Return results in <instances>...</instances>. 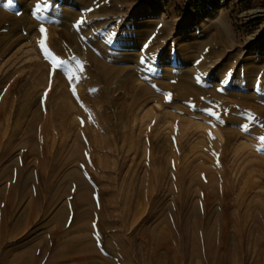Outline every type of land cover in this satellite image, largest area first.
I'll return each mask as SVG.
<instances>
[{"label": "rangeland", "instance_id": "obj_1", "mask_svg": "<svg viewBox=\"0 0 264 264\" xmlns=\"http://www.w3.org/2000/svg\"><path fill=\"white\" fill-rule=\"evenodd\" d=\"M0 3V42H5L0 46V78L5 75V82L0 79V121H7V125L0 123V140L9 137L17 105L27 101L22 119L25 123L33 112L39 113L29 132L46 131L49 151L36 144L34 153L25 155L31 145L20 148L25 143L19 138V129L2 166L19 156L22 163L29 164L27 170L47 164L50 174L51 165H61L50 191L56 198L43 200L39 212H33L29 195H22L20 201L15 196L14 203L21 202L20 209L14 207L15 216L24 220L5 245L24 246L26 240L45 244L47 259L42 264H115L122 251L131 264H152L148 257L154 242L144 231L154 227L153 233L158 234L164 225L158 217L176 198L175 190L190 192L188 219L199 200L207 217L216 213L220 197L207 195L201 182L211 181L229 203L236 196L249 202L248 210L253 212L264 202V172H260L264 167V0ZM42 58L51 63V80L60 77L64 82L59 98L51 103V96L41 101L46 75L41 72L39 76L34 62ZM53 60L66 63L53 64ZM29 73L42 81H33ZM9 85L13 90L5 102L1 93ZM28 94L29 98L34 95L27 99ZM56 100L67 101V107L58 113L74 122L71 129L55 133ZM83 125L92 130L97 145L93 150L82 151L78 131ZM57 146L62 152L48 164L44 158ZM86 158L88 170L106 188L103 200L107 209L101 219L93 212V201L77 204L73 197L61 194L62 188L77 180L83 182L80 190L90 192L94 187L78 168L79 161ZM223 172L234 184L233 194L228 185L221 186ZM7 177L0 178L2 198L8 197ZM156 198L160 202L155 207L152 199ZM149 212L155 217L148 218ZM249 218L254 237L257 231ZM109 219L115 228H122L124 240H130L128 245L112 240ZM81 224H89L90 230L82 229ZM86 241V247L76 249ZM65 242L76 250L61 248ZM260 249L251 246L249 255L238 256L233 264H255ZM190 251L185 246L180 252V264H199L195 253L186 255ZM175 255L171 251L172 259Z\"/></svg>", "mask_w": 264, "mask_h": 264}, {"label": "bare ground", "instance_id": "obj_2", "mask_svg": "<svg viewBox=\"0 0 264 264\" xmlns=\"http://www.w3.org/2000/svg\"><path fill=\"white\" fill-rule=\"evenodd\" d=\"M19 1L20 3H23L24 0H19ZM35 1L38 2L39 0L38 1L30 0V3L34 4L36 3ZM1 15L3 16V14ZM4 45H5V42L4 43L0 42V46H4ZM43 53L44 55L46 54L44 50H43ZM45 56H48V55L46 54ZM42 59H45V58H42ZM42 59H39L38 61H35L34 63L36 64L35 66H36V70L39 76L42 73L43 75L45 74L46 76L42 75L43 76V81H42L41 77H38V78L37 76L34 77L35 73L34 74L32 73L33 81L36 78L40 82L42 81V84L44 85L41 88L40 94L42 93L41 95L43 98L42 100L41 99L40 100L44 101L47 97L49 98V96H51L52 98L51 100H49V102L51 103L53 100H55V97L59 95L60 91L62 93V90H59V89L60 88L62 89V85L64 84V82L60 79V77H58V79H56L55 82L51 80L52 78H54L53 73L51 71L53 70V68L52 66L49 67L50 66L49 64L51 63L47 62L46 59L45 60H42ZM46 65L48 66V69L46 68L47 67ZM44 66H45V70H44ZM22 68L23 67H21V69ZM3 77L2 79L0 78L1 83H2ZM12 81L14 82L15 80H12ZM12 81L11 83H13ZM11 89L12 87L9 85V89H6L5 92L1 93V95L3 94L5 97V102L8 99V95L10 93L9 91ZM33 95L34 94H32V96ZM63 95L64 97L66 96L68 97L67 92H65ZM31 97L29 98V94H28L27 99H31ZM35 97L37 99V96ZM56 98H59V96H57ZM41 101H39L38 106H40L39 104L41 103ZM55 103H56L55 104L56 107L54 108L57 110V115L56 114L53 115V122H54L53 124L57 126L54 127L55 130L54 128L53 130L56 133L58 131L62 132L63 130H68L69 128L71 129L73 125L72 122L74 121L71 119L67 121V117L69 116L66 117V115L64 114L61 116V114L58 113L60 112L61 109L63 110L64 108L67 107L68 105L67 101L64 100L63 102L60 101L58 103L56 100ZM26 105H27V101H24L22 102V104L17 105L16 112L14 111L16 117L14 116L15 119L13 122L12 129L9 132V137L7 138L5 137L4 141L0 140L2 141V143L0 142L1 143V146H0V178H2L3 176H8L7 177L8 197L2 198L0 195V264H42L44 260L47 259L46 255H47L48 247L45 244H40V243L29 244V240H26L23 243V244L27 243L24 246H22V243H19V244H7L6 243L7 245L4 244L7 238L9 237L10 233L17 230V228L23 223V220H24L22 217L15 216L16 209H14V207L17 206L18 209L21 208V202H18L17 204L14 203L13 199L15 198V196H20L19 197L20 198L19 201H20L22 198V195H25V194L29 195L31 197L33 212L34 213L39 212L41 210L43 200L53 202L54 198H56L55 196L56 194L55 193L53 194L50 191L55 186V183L58 180L60 171H61V165L58 164L59 162L51 165L50 170L51 169H54V170L50 174L46 173V168L48 167L47 164L46 166L45 164H36L31 170H27V167L29 164H26V161L25 163H22L24 160L22 159V157L20 158V156L17 159H15L14 162L11 161L7 165L2 166L4 161L8 159L7 156L12 152V147L14 145V144L12 145L13 143L12 141H14L13 137L16 134H19L20 130H21V133H20L21 135L19 134L20 135L19 138H21V140H23L22 142L25 143L24 145L21 143L20 148L23 149L24 147H26V145H31V148H29L28 151L25 152V155L28 153H34L33 151L36 150V149L34 150V148H36V144L42 150L46 151L47 149L46 145H48L47 144L48 134L46 133V131L43 130V132L40 134L36 133L37 135L35 133L32 134L31 132H29L30 130H32V126H34L33 121L36 118V116H38L37 114L39 113L33 112L30 118L26 120L25 123H24L25 120L22 119L24 114L26 113V110H25ZM42 105H45V103L43 102ZM10 114H14V113L11 112ZM2 121H3V118H2ZM5 122L6 123H4V121L3 122L0 121L1 125L2 123L7 125L6 120ZM1 128H3V126H1ZM78 132L81 135L80 143H81L82 151L93 150L94 147L97 146L93 142V133L90 127H88L87 125H83L82 128ZM53 143L54 142H52V144ZM48 152L46 151V153ZM61 152H62V148L57 146V148H55L54 153L52 155H46L47 157L44 159H46V162L48 160V164H49V160L53 162V160L59 157ZM88 162H89L88 158H86L85 160L81 159L79 161L80 165H78V168L82 172L85 173V175L89 178V180L91 179V182L94 185V187L90 189L91 191L89 192V190H86V189L80 190V187L83 185V182L82 180H77L76 182H73L69 185H66L64 188H62L61 191L63 193L61 194L65 193V195H69L70 197H73L75 200V203L77 204L85 202L87 200L93 201V212L94 214H96V217L98 218L100 217L101 219V217L105 216L106 209H107V204L103 200V195L105 194L104 192H106V188L100 185L101 184L100 178L98 176L92 175V173L88 170V167L86 166ZM12 164L15 166V168L11 167ZM260 172H264V167L260 169ZM227 178L229 179V177L227 176V173L223 172V176L221 178L223 180V183L221 186H223V184H225V186L228 185L229 191L233 194L235 190V187H233L234 184L232 183L233 185H231V182L227 180ZM201 184L203 187L207 188L206 189L207 195H217L220 197L218 198L219 203L217 206L216 213L213 215V217H211V215L207 217V214H205L206 213L205 212L206 209L204 207L205 205L203 201L199 200L197 204L191 207L193 217L191 219H188V215H187L188 206H189L188 198L190 197V192H188V190H183L182 188L181 190L180 189L175 190V194H177L176 198L173 200V202L169 204L168 209L166 212H164L163 216L158 217L159 221L161 220L164 221V225L160 227L158 234L153 233L154 227H151L144 231L145 233L150 235L151 240H153L154 242L153 251L149 254L150 256L148 257L150 261L152 262V264H180L179 263L181 259L180 256H182L180 252L184 249L185 246H190L191 248V251L187 252L186 255H191L192 253H195L199 257V260H200L199 264H233L238 256L243 259L247 257L249 255V250L251 246H260L261 249L259 251L258 258L255 264H264V205H263L264 202L261 203V205H259L256 208L255 212H253V211L248 210L249 202L248 203L244 202L241 198H238V196L233 197L232 202L230 203L227 202L224 197L220 196L222 192L219 191V188L217 186L214 188L215 185L211 181L210 182L208 181L207 184L205 182L204 183L201 182ZM17 191H21V193ZM263 201H264V197H263ZM159 202H160V198H156L154 201L152 199V204L155 207L158 206ZM240 211H241L240 215H242L241 218L238 217L239 216L238 213ZM147 217L148 218L151 217L150 219H152L155 216L153 215L152 217V213L149 212ZM248 217H250L249 219L253 223L251 227L253 228V230L255 229L257 231V234L254 237H251L250 235V230L247 224ZM108 225L112 227L111 229H112L113 235L111 236V238L112 240L115 239L118 245H121V244L128 245V243H130L129 238L124 240L123 235H122V231H123L122 228L121 227L115 228L114 221L109 219ZM81 228L90 230V225L86 224V225H83ZM92 231L95 237L100 238L99 233H95V230L93 229ZM135 232H138V231H135ZM86 244H87V241L85 243L83 242V244H79L80 248L77 247L76 249H83L84 247H86ZM117 244L113 245V247L120 249ZM18 246H21V247H18ZM75 247L76 246H74L72 243L65 242L64 244H62L61 248H67L69 250H76ZM16 248H21V250L14 252L13 250ZM160 249H163V250L160 251ZM171 251H173L176 254L174 259H172L170 256ZM117 255L118 257H116L117 260L115 264H119V263L120 264H131L127 260L128 259L127 253H123L122 251V253L119 252Z\"/></svg>", "mask_w": 264, "mask_h": 264}, {"label": "snow or ice", "instance_id": "obj_3", "mask_svg": "<svg viewBox=\"0 0 264 264\" xmlns=\"http://www.w3.org/2000/svg\"><path fill=\"white\" fill-rule=\"evenodd\" d=\"M41 44H43V41H41ZM145 61L142 60V63H144ZM63 64V63H66L65 61H59L57 62L56 60H53V64ZM150 70V69H149Z\"/></svg>", "mask_w": 264, "mask_h": 264}]
</instances>
